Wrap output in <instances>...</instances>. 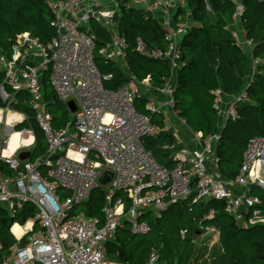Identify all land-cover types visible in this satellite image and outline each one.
<instances>
[{
    "label": "built area",
    "instance_id": "built-area-1",
    "mask_svg": "<svg viewBox=\"0 0 264 264\" xmlns=\"http://www.w3.org/2000/svg\"><path fill=\"white\" fill-rule=\"evenodd\" d=\"M232 1L236 5L233 14L236 19L244 6L242 0ZM118 2L47 0L55 36L42 43L25 31L16 35L9 55L0 53L3 74L0 207L10 215L27 203L34 209L33 216L19 224L23 227L20 234L12 231L17 222L10 226L15 242L0 264H110L106 243L119 227L126 224L132 234H145L151 229L150 223L142 218L145 212L151 211L154 217H159L171 203L186 199L191 202L222 200L225 211L242 226L264 224L261 199L251 190L259 188L264 193V131L248 140L238 173L232 179L219 178L207 170V156L212 142L219 138V131L205 137L200 131H194L195 137L203 138L204 147L180 145L170 152L171 164L161 161L144 146L143 137L159 129L150 113L166 115L165 111L174 109L173 84L169 77L162 87H154L166 95L162 102L145 97L149 113L138 110L134 103L135 96L143 97L142 92L147 95L152 90L148 78L138 80L130 74L127 83L116 88L105 86L104 82L112 75L102 73L95 63L96 45L89 21L108 22L110 27H105L111 39L98 53L110 61L121 60L127 70L124 63L127 42L118 34L114 19ZM126 5L157 20L168 42L167 49L161 51L149 49L137 37L136 51L163 57L171 70L176 69L179 40L191 24L189 17L176 16L178 7H184L186 0H127ZM256 62L252 61L251 73ZM46 72V83L57 98L69 111L67 101L73 100L76 105L75 111H70L71 124L61 127L52 124L43 89ZM18 90L29 93L27 103L47 144L45 152L36 159L18 157L21 150L31 151L35 141L30 125L18 127L28 120L25 113L11 107ZM220 92L217 90L216 103ZM247 99L245 86L233 94L223 109L225 121L237 118L238 105ZM14 133L18 134L19 141L11 147L9 142ZM105 170L112 173V178L110 183L101 185L98 179ZM98 187L104 190L101 217L88 215L83 209L76 213L75 209L86 203ZM124 197L129 201L127 206ZM213 214L214 208H210L200 221L210 219ZM199 227L194 241L202 245L218 233L214 225L200 224ZM158 257L159 251L153 250L145 264H160Z\"/></svg>",
    "mask_w": 264,
    "mask_h": 264
},
{
    "label": "trees",
    "instance_id": "trees-1",
    "mask_svg": "<svg viewBox=\"0 0 264 264\" xmlns=\"http://www.w3.org/2000/svg\"><path fill=\"white\" fill-rule=\"evenodd\" d=\"M243 9L238 17L251 43V53L233 33L236 5L232 0H186V9L178 7L176 16L186 18L191 24L178 45L179 65L176 67L172 88L173 107L177 115L193 131H200L202 137L217 133L215 161L218 172L227 179L236 176L248 140L264 131V0H242ZM127 0H119L118 12L114 14L117 32L127 42L124 66L117 61L103 58L99 49L110 39V31L100 22L91 19L89 28L95 39V63L102 73L112 77L105 86L116 88L130 81V74L138 80L148 78L153 87H162L172 75L168 61L163 57H151L138 53L135 48L137 37H141L149 49L164 51L168 42L163 26L140 9L127 6ZM51 12L47 0H0V53L10 54L11 43L16 35L28 31L42 43H47L56 34L50 25ZM256 58L251 79L245 81L251 66L249 55ZM3 74L0 71V82ZM247 84V85H246ZM245 86L247 100L238 105V117L228 118L219 130V109L216 103L217 90L226 94L238 93ZM46 108L52 115L54 127L71 124L72 113L60 101L48 84L43 85ZM29 93L18 90L14 93L11 107L25 113L28 120L18 127L31 126L35 133L31 159L41 156L46 150V141L41 129L33 120L27 101ZM145 97L135 96L138 110L148 112ZM152 122L163 125V115L151 112ZM144 146L156 157L167 156L163 148L174 141L172 134L161 133L143 137ZM261 199L264 213V193L251 188ZM104 190L95 188L83 210L88 215L101 217ZM125 206L129 201L124 197ZM210 208L214 214L210 219L200 221ZM34 209L25 204L10 215L0 207V261L8 255L9 247L15 242L10 226L17 222L24 224L32 217ZM151 225L145 234H132L126 224L119 227L115 236L106 243V255L110 262L120 264H145L153 250L159 251L160 264H264V224L242 226L224 209V202L216 199H190L171 203L159 217L151 211L143 214ZM202 225H214L218 230V244L208 256H204L194 241ZM36 225V224H34ZM181 231H184L183 235ZM201 257H208L199 261Z\"/></svg>",
    "mask_w": 264,
    "mask_h": 264
},
{
    "label": "crops",
    "instance_id": "crops-1",
    "mask_svg": "<svg viewBox=\"0 0 264 264\" xmlns=\"http://www.w3.org/2000/svg\"><path fill=\"white\" fill-rule=\"evenodd\" d=\"M185 7H186V5L183 8H185ZM186 17H189V14H187ZM231 28L236 32V37H237L238 41L243 43L244 46L248 48L247 50L251 53V45L248 43V41H246L245 32H244L242 25H241L240 21L238 20V18L234 19V21L231 24ZM249 58L251 61V66L248 69V75H246V77L244 78L246 82H248V80L250 79L251 74H252L251 73L252 72V61L257 60L256 58L251 57V54L249 55ZM119 62L122 63L121 60H119ZM175 70L176 69L172 70V75L170 76V81L172 82V84H174V81H175V75H176ZM140 90L144 91L143 88H140ZM142 95H143V97H147V98H150L152 100L159 101V102H162L166 98L165 94L161 93L160 91H157V89L154 87L152 88L151 91L147 92V95H146V93L144 94L143 92H142ZM232 95L233 94H226L222 91L220 92L219 102L217 103V106L219 109V117H218L219 130L222 128L223 123L225 121L223 109L225 108L228 101L231 99ZM165 112H166V115L161 113L163 115V125L159 126L157 124L159 126V129L153 135H157V134H161V133L172 134L174 137V141L171 144H165L163 146V148L167 152V156L158 157L161 161L166 162L167 164H171L172 160L169 158L170 152L172 150H174L175 148L179 147L180 145H186L189 148H202V147H204L203 138L201 136H198V137L194 136V134H193L194 131L192 129H190L185 124L184 120L177 115L176 110L171 109V110H167ZM211 145H212V147H211V150L207 156V161H206L207 170L209 171V173H211L214 176H217L219 178H226L217 170L216 161H215V154H214L215 142H212ZM238 189H241V188L236 187V190H238ZM214 237H215V239L213 241H216V243L218 244V233L215 234ZM195 243L197 246L201 245L200 243H197V242H195ZM111 263L112 264H120V263H116V262H111Z\"/></svg>",
    "mask_w": 264,
    "mask_h": 264
},
{
    "label": "water",
    "instance_id": "water-1",
    "mask_svg": "<svg viewBox=\"0 0 264 264\" xmlns=\"http://www.w3.org/2000/svg\"><path fill=\"white\" fill-rule=\"evenodd\" d=\"M67 106L70 109V111H75L76 105L73 100L67 101ZM32 151L30 150H21L18 153V157L20 159H31ZM112 178V173L108 170H105L99 177L98 181L101 185H106L110 183V180Z\"/></svg>",
    "mask_w": 264,
    "mask_h": 264
},
{
    "label": "rangeland",
    "instance_id": "rangeland-1",
    "mask_svg": "<svg viewBox=\"0 0 264 264\" xmlns=\"http://www.w3.org/2000/svg\"><path fill=\"white\" fill-rule=\"evenodd\" d=\"M179 16H181V14H179ZM103 25L106 26V27H110L108 25V22L105 23V24H103ZM117 63H119L121 65V63L119 62V60L117 61ZM121 66H123V65H121ZM45 82H47V72L45 73ZM82 209H83V205H80V206H78L75 209V212L76 213L77 212H80V210H82ZM214 239H215V237H211V238H209V241L208 242L204 243L203 245L201 244V245H198L197 246V248H200L201 249V252H204V256H208L212 252V250L215 249V247H217L216 241H213ZM206 258H208V257H201L198 262H200V260L206 259Z\"/></svg>",
    "mask_w": 264,
    "mask_h": 264
},
{
    "label": "bare ground",
    "instance_id": "bare-ground-1",
    "mask_svg": "<svg viewBox=\"0 0 264 264\" xmlns=\"http://www.w3.org/2000/svg\"><path fill=\"white\" fill-rule=\"evenodd\" d=\"M23 138H25V136H23ZM19 141V137H18V134L17 133H14L11 138H10V146L11 147H14ZM29 222L26 223V227L29 226ZM23 227H21L18 223H14L13 226H12V231L14 233H16L17 235L21 233V230H22ZM112 264V263H110Z\"/></svg>",
    "mask_w": 264,
    "mask_h": 264
}]
</instances>
